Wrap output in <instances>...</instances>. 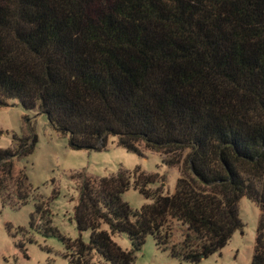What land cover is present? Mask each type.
Segmentation results:
<instances>
[{"label":"trees","instance_id":"obj_1","mask_svg":"<svg viewBox=\"0 0 264 264\" xmlns=\"http://www.w3.org/2000/svg\"><path fill=\"white\" fill-rule=\"evenodd\" d=\"M6 99L45 114L72 149L101 151L116 137L180 169L170 195L139 168L84 176L74 220L87 243L60 235L38 200L30 227L57 236L69 264L95 254L135 264L147 236L199 263L242 229V198L260 210L251 264H264V0H0V106ZM20 143L0 149L2 205H24L34 191L14 161L36 138ZM130 188L152 203L131 209ZM171 221L187 229L179 244Z\"/></svg>","mask_w":264,"mask_h":264},{"label":"rangeland","instance_id":"obj_2","mask_svg":"<svg viewBox=\"0 0 264 264\" xmlns=\"http://www.w3.org/2000/svg\"><path fill=\"white\" fill-rule=\"evenodd\" d=\"M0 106V149L18 150L20 142L36 138L32 153L14 161L15 170H23L33 188V193L24 205L16 207L0 202V264H69L65 258L64 245L57 236L44 237L30 227V217L38 200L47 206L52 226L60 235L72 241H89L90 232L77 230L74 209L84 176L109 177L120 170L157 175L160 180L150 185L151 190L161 186L163 194H173L178 178V167L163 164L159 153L146 150L139 156L117 145L116 137H109L106 149L75 150L69 146V136L54 130L45 114L38 110H25L19 100L6 99ZM29 143V142H28ZM131 209L140 210L152 203L136 190L130 188L122 195ZM238 216L243 224L226 246L202 259L199 263H187L173 258L169 251L157 248L152 236H147L142 249L136 254L135 264H251L256 229L260 218L259 208L247 198L238 202ZM170 244H179L188 233L185 226L171 221ZM102 229L108 231L106 225ZM112 239L123 250L132 248L126 234L115 233ZM93 264H110L99 254Z\"/></svg>","mask_w":264,"mask_h":264}]
</instances>
